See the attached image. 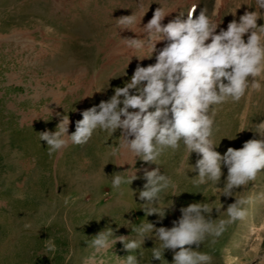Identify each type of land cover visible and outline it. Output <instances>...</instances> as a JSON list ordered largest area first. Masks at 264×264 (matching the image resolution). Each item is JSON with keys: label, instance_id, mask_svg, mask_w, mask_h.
I'll return each instance as SVG.
<instances>
[{"label": "rangeland", "instance_id": "obj_1", "mask_svg": "<svg viewBox=\"0 0 264 264\" xmlns=\"http://www.w3.org/2000/svg\"><path fill=\"white\" fill-rule=\"evenodd\" d=\"M193 4L195 15L204 7L211 15L215 0H0V264H123L131 253L121 242L99 252L87 242L107 227L130 239L137 237L132 229L142 223L170 228L180 218V208L191 203L208 200L226 211L235 202L234 196L220 197L208 185L193 186L191 179L198 173L190 170L183 146L175 154L168 150L160 165L136 158L134 167L131 154L120 159L110 155V146L119 143V130L114 136L94 134L83 146L69 143L51 156L39 139L38 133L55 131L56 113L69 116L70 135L84 110L107 101L116 87L130 82L138 65L156 62L167 41L156 43L151 58L139 59L149 56L150 49L129 48L123 39H147L143 29L158 8L168 13L161 21L166 25L180 13L186 19ZM255 10V0H224L215 19L226 30L230 21ZM134 13L133 30L117 26L116 20ZM257 23L264 25V19ZM260 79V91L217 106L219 131L214 138L222 155L258 138L250 129L240 131L264 120V77ZM198 158L191 154L189 164ZM182 160L184 169L178 171ZM124 162L128 164L117 165ZM157 167L178 184L176 196L171 191L163 195L160 208L173 201L163 220L145 215V201L139 198L146 183L144 170ZM130 168L138 170V179L114 189L113 173ZM222 171L220 187L227 168ZM262 192L264 173L237 189V197L251 196L254 203L247 206L246 221L228 226L219 238L208 237L198 249L212 255V264H264V201L257 198ZM226 218L213 209L212 219ZM49 238L56 245L54 253L46 248ZM158 243L145 239L134 253L139 264H166L152 259ZM172 259L173 252L165 250L164 260L172 264Z\"/></svg>", "mask_w": 264, "mask_h": 264}, {"label": "clouds", "instance_id": "obj_2", "mask_svg": "<svg viewBox=\"0 0 264 264\" xmlns=\"http://www.w3.org/2000/svg\"><path fill=\"white\" fill-rule=\"evenodd\" d=\"M223 3L224 0H215L211 15L204 7L198 16L195 15L197 4H193L186 19L184 13H180L166 25L161 21L168 13L158 8L143 29L148 34L147 39H123L129 48L140 50L147 46L150 49L149 56L139 59L151 58L156 43L167 41L155 56L156 62L146 67L138 65L130 82L116 87L114 95L107 101L84 110L82 119L75 122V131L70 135V118L60 113H56L59 123L55 131L38 133L39 139L47 143L51 156L69 143L83 146L94 134L114 136L119 130V143L110 146V155L120 159L131 154L134 167L136 158L160 165V157L168 150L175 154L183 146L190 170L198 173L191 179L194 187L208 185L220 197H235V202L229 204L226 211H222V204L214 206L208 200L181 207L180 218L174 220L170 228L142 223L132 229L137 233L134 239L117 236L113 228L107 227L87 242L97 252L121 242L131 253L123 258V264H139L134 253L143 247L146 238L159 242L152 248V259L168 264L164 252L171 250L172 264H212V255L198 250L201 245L208 237L219 238L228 226L249 217L247 206L254 203V198L237 197L236 191L246 188L264 173V120L240 131L250 129L258 138L247 140L239 149L229 147L222 155L217 151L220 142L214 138L219 131L215 117L217 106L238 103L250 91L258 92L262 88L264 25H258L257 21L264 19L261 11L264 0H255L258 10L245 11L238 21H230L226 30L220 28L221 23L215 19ZM139 6L143 7L142 3ZM116 21L120 29L133 30L131 26L136 23V16L134 13ZM193 153L199 158L195 165H190L189 158ZM223 168H227V176L220 187ZM183 169L182 160L178 171ZM137 171L130 168L113 173L112 187L119 189L122 184L131 185L138 179ZM143 178L146 183L139 191L140 200L145 201L142 211L147 216L156 214L163 220L165 210L173 206L171 200L169 207H159L163 195L171 191L176 196L178 184L171 176L161 174L158 167L151 171L145 169ZM17 198L24 199V196L17 194ZM257 198L264 201V192ZM213 209L218 217L226 214L227 218L212 219ZM46 248L49 252L56 251L52 238L46 241ZM139 254L143 255L142 252Z\"/></svg>", "mask_w": 264, "mask_h": 264}, {"label": "bare ground", "instance_id": "obj_3", "mask_svg": "<svg viewBox=\"0 0 264 264\" xmlns=\"http://www.w3.org/2000/svg\"><path fill=\"white\" fill-rule=\"evenodd\" d=\"M128 155H130V154H128Z\"/></svg>", "mask_w": 264, "mask_h": 264}]
</instances>
